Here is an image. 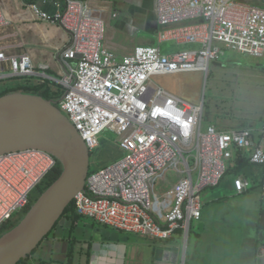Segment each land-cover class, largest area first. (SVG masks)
<instances>
[{
	"label": "built area",
	"instance_id": "obj_1",
	"mask_svg": "<svg viewBox=\"0 0 264 264\" xmlns=\"http://www.w3.org/2000/svg\"><path fill=\"white\" fill-rule=\"evenodd\" d=\"M53 1L52 13L36 2L29 8L70 34L57 53L63 73L52 74L29 53L11 52V23L0 0V82L26 77L36 86L57 83L58 107L90 153L105 132L117 136L123 155L90 171L73 200L79 216L156 240H170L182 230L187 241L191 222L201 219L204 191L221 184L233 160L264 165V126L221 131L209 125L203 131L204 102L191 104L155 80L207 77L211 63L230 52L264 60V0H157L160 42L194 47L165 53L160 46L140 45L122 58L106 47V24L87 0ZM57 165L39 148L0 154V229L27 210L32 192ZM168 173L180 178L165 189ZM235 184L239 194L251 188L243 178ZM258 258L264 264V246Z\"/></svg>",
	"mask_w": 264,
	"mask_h": 264
},
{
	"label": "crops",
	"instance_id": "obj_2",
	"mask_svg": "<svg viewBox=\"0 0 264 264\" xmlns=\"http://www.w3.org/2000/svg\"><path fill=\"white\" fill-rule=\"evenodd\" d=\"M1 2L11 23L7 29L10 35L8 41L14 38L11 52L29 53L36 63H47L50 66L49 71L60 76L64 67L57 53L69 42L70 34L57 24L38 19L29 8L31 2H36L41 9L52 13L57 10L54 1L1 0ZM87 2L94 14L106 24V47L119 58L128 56L140 45L160 46L165 53L194 47L179 45L174 41L160 42L159 39L157 45L150 37L160 32L155 13L157 0H87ZM45 30L51 31L50 40H45L41 36L40 31ZM130 39H133L134 43L127 44ZM227 55L228 53L225 57ZM258 73L253 76L260 79L261 82H258L260 87L256 89L252 87L249 92L255 94L258 109L264 111V71ZM195 75L197 74H193ZM198 76L200 82L202 78L206 79L203 74ZM18 80L23 87L47 91L45 89L48 83L36 86L26 77ZM50 88L54 92L58 90L59 85L55 87L52 84ZM233 88L240 91L238 87ZM243 118L234 120L240 122L244 120ZM245 120V123L240 122V125L244 126L242 128L232 129L233 124L223 121L210 125L221 131L261 129L264 126L262 116H252ZM107 147L109 148L107 155L113 156L108 159L112 160L110 163L122 157L123 154L117 147L109 145ZM230 169H235L234 174H228ZM228 172L217 188L204 191L201 219L191 222L187 241L182 230H178L172 239L166 241L127 234L83 218L73 208L71 212L61 217L37 251L20 264H262L258 252L264 246V165L252 164L248 158L233 160ZM166 177L168 180L165 189L171 188L180 178L175 173H168ZM239 178L246 179L251 184L250 190L243 194H239L236 189L235 182ZM22 214L25 215V212H19L15 216L14 224L11 226L17 225L15 223Z\"/></svg>",
	"mask_w": 264,
	"mask_h": 264
},
{
	"label": "water",
	"instance_id": "obj_3",
	"mask_svg": "<svg viewBox=\"0 0 264 264\" xmlns=\"http://www.w3.org/2000/svg\"><path fill=\"white\" fill-rule=\"evenodd\" d=\"M57 103L23 91L0 97V154L39 148L53 155L61 166L59 178L21 222L0 236V264H19L32 256L85 188L91 153Z\"/></svg>",
	"mask_w": 264,
	"mask_h": 264
},
{
	"label": "rangeland",
	"instance_id": "obj_4",
	"mask_svg": "<svg viewBox=\"0 0 264 264\" xmlns=\"http://www.w3.org/2000/svg\"><path fill=\"white\" fill-rule=\"evenodd\" d=\"M262 6L264 7V3ZM15 26L16 24H14V27ZM160 30H162V28ZM143 36L147 37L146 34H143ZM150 37L153 38L158 45L159 33ZM131 42L134 43L133 39H130L127 44ZM8 43L13 46L14 38L12 41H8ZM260 71H264V62L230 52L224 59L216 64L211 63L206 79L202 78L201 82L198 74L195 76H193V74H181V76L175 77L173 75L163 76L156 79L155 82L170 92L187 99V102L191 104L203 105L202 103L205 100L203 131H205L210 124H216L219 121L233 124L232 129H234L244 127L240 125V122L245 123V119H250L252 116H262L264 118V111L257 107L258 100L255 94L249 92V89L252 87L255 89L260 87V83H258L261 82L260 79L258 80L253 76L258 75ZM18 81L20 80H14L9 82L10 84L0 82V93L12 85L19 86L21 83ZM52 84L58 87L57 84L52 82L50 86L47 84L46 87L50 89L51 93H53L52 88H50ZM233 87L240 88V91H235ZM235 118H243L244 120L239 122L238 120H234ZM257 126L260 127L261 124ZM116 142L117 136L115 134L110 131L103 134L100 147L96 151L91 152V172L99 170L101 167L103 168L106 164H110L112 160L107 161L106 159H111L113 156L107 155L109 151L107 145L117 147ZM235 169H230L228 174H234ZM51 178L52 176H48L41 185L32 192L30 197L32 204L37 202L45 192L46 187L51 182ZM28 210L26 212H28ZM24 216L25 215L22 214L15 224H19ZM7 224L10 226L14 224V221L12 220L6 223L5 226L0 229V235L4 234L2 229H4Z\"/></svg>",
	"mask_w": 264,
	"mask_h": 264
},
{
	"label": "trees",
	"instance_id": "obj_5",
	"mask_svg": "<svg viewBox=\"0 0 264 264\" xmlns=\"http://www.w3.org/2000/svg\"><path fill=\"white\" fill-rule=\"evenodd\" d=\"M15 80H18V79H15ZM14 81V80H12ZM12 81H8L6 83H9V82H12ZM10 84V83H9ZM38 89H41V88H29V87H23L19 84V86H10L8 87L5 91L1 92L0 93V97L7 94V93H11V92H16V91H23L25 93H31V94H37V95H41L43 96L44 98L46 99H55V100H58L61 96H62V90L60 89V87L58 88L57 91H54L53 93L50 94V89L46 88L45 90H47L46 92H41L40 90ZM49 90V91H48ZM57 106H58V103H57ZM61 174V166L60 164L58 163L57 167L55 168V170L49 175V176H52L51 178V182L48 184V186L46 187L45 191L48 189V187H50L60 176ZM34 204V203H33ZM31 202H30V205L29 207L27 208V210L33 205ZM73 208L75 209L74 207V203L72 202L65 210L63 216L67 215L69 212H71V210H73ZM26 210V211H27ZM25 211V212H26ZM26 214V213H25ZM62 216V217H63ZM56 227V226H55ZM14 227H11V225L9 226L7 224V226L2 229V231L5 233L9 232L10 230H12ZM1 236V235H0ZM25 260H22L20 263H23ZM19 263V264H20Z\"/></svg>",
	"mask_w": 264,
	"mask_h": 264
},
{
	"label": "bare ground",
	"instance_id": "obj_6",
	"mask_svg": "<svg viewBox=\"0 0 264 264\" xmlns=\"http://www.w3.org/2000/svg\"><path fill=\"white\" fill-rule=\"evenodd\" d=\"M94 7H95V5H94ZM8 18V17H7ZM45 28V27H44ZM39 32V31H38ZM40 33H41V36L45 39V40H50V38H52V33H51V31H49V32H46V30L45 31H40ZM30 149H32V148H30ZM35 149V148H34ZM44 151V150H43ZM10 179V178H9ZM1 184V183H0ZM2 190V188H0V191Z\"/></svg>",
	"mask_w": 264,
	"mask_h": 264
},
{
	"label": "flooded vegetation",
	"instance_id": "obj_7",
	"mask_svg": "<svg viewBox=\"0 0 264 264\" xmlns=\"http://www.w3.org/2000/svg\"><path fill=\"white\" fill-rule=\"evenodd\" d=\"M108 161V159H106Z\"/></svg>",
	"mask_w": 264,
	"mask_h": 264
}]
</instances>
